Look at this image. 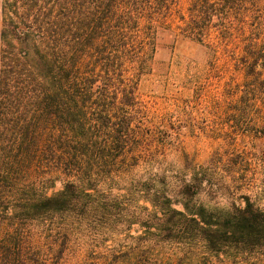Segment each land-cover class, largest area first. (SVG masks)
<instances>
[{
    "label": "trees",
    "instance_id": "obj_1",
    "mask_svg": "<svg viewBox=\"0 0 264 264\" xmlns=\"http://www.w3.org/2000/svg\"><path fill=\"white\" fill-rule=\"evenodd\" d=\"M178 39L262 40L233 137L264 136V0H0V264H264V209L139 98Z\"/></svg>",
    "mask_w": 264,
    "mask_h": 264
},
{
    "label": "rangeland",
    "instance_id": "obj_2",
    "mask_svg": "<svg viewBox=\"0 0 264 264\" xmlns=\"http://www.w3.org/2000/svg\"><path fill=\"white\" fill-rule=\"evenodd\" d=\"M190 1L178 0L182 14ZM261 44V39L252 44L233 41L212 52L178 39L173 47L157 48L151 73L142 77L138 95L151 114L177 115L182 126L178 128V142L197 164L203 165L216 155L221 157L222 181L235 190L236 200L247 193L255 207L264 209V136L233 137L238 122L250 117L237 110L246 80L241 59ZM259 78L250 111L256 123L264 116L263 72ZM247 183L250 188L245 190ZM60 189L57 183L49 194ZM227 198L225 194L222 201Z\"/></svg>",
    "mask_w": 264,
    "mask_h": 264
}]
</instances>
